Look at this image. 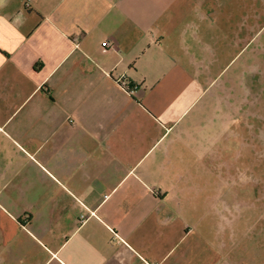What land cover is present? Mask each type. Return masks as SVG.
<instances>
[{
	"label": "crops",
	"instance_id": "crops-1",
	"mask_svg": "<svg viewBox=\"0 0 264 264\" xmlns=\"http://www.w3.org/2000/svg\"><path fill=\"white\" fill-rule=\"evenodd\" d=\"M224 12L0 0V264H264L206 155L238 113L207 91L238 47Z\"/></svg>",
	"mask_w": 264,
	"mask_h": 264
},
{
	"label": "rangeland",
	"instance_id": "rangeland-1",
	"mask_svg": "<svg viewBox=\"0 0 264 264\" xmlns=\"http://www.w3.org/2000/svg\"><path fill=\"white\" fill-rule=\"evenodd\" d=\"M224 13L236 16L237 50L226 52L208 76L215 81L207 91L223 93L224 101L237 97L238 113L221 130L217 153L207 148V159L220 157L223 202L251 236H264V0H222ZM249 26V30L247 29ZM229 53V54H228ZM209 161V160H208ZM214 164V163H213ZM214 167V165H212Z\"/></svg>",
	"mask_w": 264,
	"mask_h": 264
},
{
	"label": "built area",
	"instance_id": "built-area-1",
	"mask_svg": "<svg viewBox=\"0 0 264 264\" xmlns=\"http://www.w3.org/2000/svg\"><path fill=\"white\" fill-rule=\"evenodd\" d=\"M106 45L108 46L109 44L108 43H106ZM119 83H120V85H121V87L124 89V90H126L127 92H132L133 91V87H132V85H130L125 79H121L120 81H119ZM2 129H1V127H0V131H1ZM146 264H149V263H147L146 262Z\"/></svg>",
	"mask_w": 264,
	"mask_h": 264
}]
</instances>
